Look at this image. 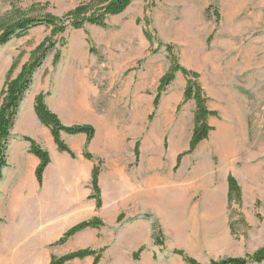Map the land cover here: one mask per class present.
I'll use <instances>...</instances> for the list:
<instances>
[{"label": "rangeland", "instance_id": "obj_1", "mask_svg": "<svg viewBox=\"0 0 264 264\" xmlns=\"http://www.w3.org/2000/svg\"><path fill=\"white\" fill-rule=\"evenodd\" d=\"M108 1L0 0V19L19 10L30 18L68 22ZM147 5L134 0L124 14L109 17L106 28L86 25L56 35L40 25L0 46V104L9 72L13 69L16 78L42 43H54L33 76L21 115L46 79L59 80L62 71V79L82 80L84 67L91 69L101 111L108 121L120 122L115 129L131 155L130 165L117 167L120 176L123 172L130 178L129 191L121 184L112 186L110 177L102 191L99 180L100 211L109 214L118 194L125 199L129 194V204L105 222L94 218L102 221L101 227H126L120 264L251 260L264 252V0H150L146 14ZM129 18L140 20L139 27L152 34V44L140 32L125 30ZM107 43L113 51L129 52V61L118 64L122 52L117 53L115 63L107 70L101 66L105 72L95 75L99 69L91 68V57L106 66L100 51ZM168 45L182 67L199 75L208 107L218 113L209 120L213 130L208 139L192 153L196 103L184 100L187 80L182 73L157 110L153 106L159 81L170 68ZM24 225H34L31 216ZM57 242L51 247L62 246ZM29 244L30 239H23L18 253L26 255Z\"/></svg>", "mask_w": 264, "mask_h": 264}, {"label": "crops", "instance_id": "obj_2", "mask_svg": "<svg viewBox=\"0 0 264 264\" xmlns=\"http://www.w3.org/2000/svg\"><path fill=\"white\" fill-rule=\"evenodd\" d=\"M139 25L138 20L129 18L125 30L137 35L140 32L145 37ZM107 45L100 51L106 66L101 64L97 56L91 57V68L99 69L95 75L111 67L115 63L113 56L117 53L122 52V60H116L118 64L129 61V52L113 51L111 43ZM101 66L105 69L100 70ZM84 69L82 80L62 79L65 75L61 71L59 80L52 78L42 82L30 97L26 114L21 115L24 100L21 103L9 139L8 165L3 169L0 181V264H50L54 256L62 257L86 249L103 250L100 264H120L124 260L126 227L120 225L88 228L74 235L66 244L51 247L72 227L98 217L105 222L111 215L116 216L120 208H125L124 203L128 205L130 202L129 194L126 199L118 194L112 211L107 214L104 210L100 211L96 201L90 198L92 174L98 161L102 162V191L108 177L112 186L118 187L121 184L123 189L126 187L130 190V178L123 172L120 176L117 167L125 162L130 165L131 155L115 129V126H120V122L108 121L105 112L101 111L99 85L90 80L91 69ZM41 93L47 95V106L59 116L64 125H91L95 128L96 136L88 146L86 135L70 136L62 133V140L75 157L60 152L50 129L37 117L35 99ZM25 138L36 141L50 155L51 162L45 170L42 186L36 177L40 160L30 152L31 145ZM116 138L119 142L117 145ZM86 153L91 154L94 160L86 158ZM103 202L105 205V197ZM29 216L34 225L27 228L24 224ZM23 231L27 233L19 238ZM26 238L30 239V244L26 255H20L17 249ZM128 245L131 246L130 241ZM94 261L95 258L89 256L67 264H94Z\"/></svg>", "mask_w": 264, "mask_h": 264}, {"label": "trees", "instance_id": "obj_3", "mask_svg": "<svg viewBox=\"0 0 264 264\" xmlns=\"http://www.w3.org/2000/svg\"><path fill=\"white\" fill-rule=\"evenodd\" d=\"M134 0H111L104 2L101 7L95 11L83 12L79 15H72L68 22H64L61 19H57L52 16H46L41 19L30 18L25 16L21 11H15L10 18L0 19V46L8 44L14 38L24 37L31 29L45 25L54 29V34H64L68 28L75 30L83 29L86 25L106 28L108 19L111 16L122 15L132 5ZM147 5L145 13L147 14L150 6V0H144ZM209 9L207 13H209ZM141 23L138 20V24ZM144 34L147 40L152 44L154 38L152 34L146 29ZM55 48V44L49 46L42 43L32 55V58L28 64H26L21 73L16 77L11 76L14 73L12 69L9 72L10 78L7 80L5 90L2 92V103L0 104V181L3 178V169L7 167V150L11 132L15 126L16 120L19 115L21 103L25 99L27 93L30 91L33 85V76L37 69L43 65L44 59L47 57L48 52ZM167 51L170 60V68L168 72L160 79L157 94L154 99V109L157 110L161 98L164 92L170 87L175 81L178 73H182L187 80V86L184 93V100L194 101L196 103L195 111V128L191 140V147L188 153H192L202 142L206 141L209 137L210 132L213 130L209 124L211 118L218 117L216 111H212L208 107V98L204 94V91L199 82V75L191 72L186 68L182 67L178 58L175 54L174 47L171 45L167 46ZM155 50L153 53H156ZM91 53L95 54L96 51L91 49ZM60 55L56 57V61H59ZM47 95L41 93L37 95L35 99V113L39 118L40 122L50 129L52 136L60 152L69 153L72 157L75 155L72 153L68 145L62 140V133L70 136L84 134L87 136V146L92 142L96 136V130L91 125H73L66 126L62 123L59 116L52 112L46 104ZM153 115L150 117L153 118ZM30 143V152L40 160V165L36 171V177L40 186L43 184L44 173L48 165L50 164V155L48 151L43 149L36 141L25 138ZM140 146L139 143L136 145L135 154L137 159L139 158ZM86 158L94 160L93 156L86 153ZM102 172V162H98L95 166L92 174V190L93 194L91 199L95 200L98 209L102 206L101 191L99 186L100 175ZM103 225L101 220L93 219L91 221L80 223L72 227L67 231L64 236L55 245H64L67 241L77 233L88 229V228H100ZM101 251L94 250H79L62 257H53L50 264H67L75 259H84L89 256L95 258L94 264H100L102 260ZM250 261L262 263L264 262V252H261L251 260L246 259H228L215 264H248Z\"/></svg>", "mask_w": 264, "mask_h": 264}, {"label": "bare ground", "instance_id": "obj_4", "mask_svg": "<svg viewBox=\"0 0 264 264\" xmlns=\"http://www.w3.org/2000/svg\"><path fill=\"white\" fill-rule=\"evenodd\" d=\"M226 136V135H225ZM225 138V137H224ZM226 150H227V147H226ZM230 151V150H229Z\"/></svg>", "mask_w": 264, "mask_h": 264}]
</instances>
